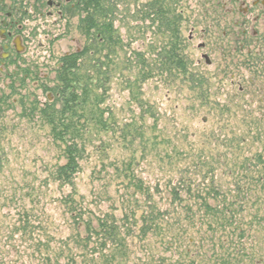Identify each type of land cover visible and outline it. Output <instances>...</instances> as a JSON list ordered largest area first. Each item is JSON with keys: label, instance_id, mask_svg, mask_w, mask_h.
I'll return each instance as SVG.
<instances>
[{"label": "rangeland", "instance_id": "374dc122", "mask_svg": "<svg viewBox=\"0 0 264 264\" xmlns=\"http://www.w3.org/2000/svg\"><path fill=\"white\" fill-rule=\"evenodd\" d=\"M223 1L160 0L167 20L180 18L177 49L184 71L169 67L164 59L175 36L166 27L165 17L158 14L157 0L110 3L114 36L120 42L109 55L107 91L95 94L106 95L102 106L115 128L103 137L108 141V157L89 150L71 188L44 183L61 153L51 141L49 127L38 121V113L23 111L19 103L28 102L21 99L24 96L42 104L51 101L42 86L53 87L59 60L81 52L89 43L88 36L79 30L77 11L67 12L63 20L55 14L29 22L33 33L26 51L0 75V264H46L36 248L40 230L49 229L55 241L70 235L63 198L71 192L78 203L105 210L125 195L127 185H135L130 181L133 173L143 184L152 185L182 177L202 179L200 167L186 172L204 161L200 157L216 164V177L230 189L238 175L264 173V98L239 95L235 75L241 59L218 51L210 54L212 62L207 66L202 55L209 51L198 48L217 38L204 41L199 35L204 20H210L208 9ZM195 25V39L188 43ZM98 56L103 59L107 53L101 51ZM28 72L31 78L26 77ZM244 81L248 86L246 72ZM11 86L18 95H11ZM79 124L85 123L75 126ZM244 163L243 170L240 165ZM256 207L250 203L248 210ZM26 214L28 220L23 218ZM241 244L231 239L223 247L217 244L215 257L205 247L203 264H264V223L255 224ZM141 250L135 243L137 263ZM182 256L188 264L190 257ZM178 259L175 254L174 261Z\"/></svg>", "mask_w": 264, "mask_h": 264}, {"label": "trees", "instance_id": "16d2710c", "mask_svg": "<svg viewBox=\"0 0 264 264\" xmlns=\"http://www.w3.org/2000/svg\"><path fill=\"white\" fill-rule=\"evenodd\" d=\"M112 1L74 0L70 11L80 15L79 30L88 36L90 44L81 52L67 54L59 60L53 87L42 86L51 94V101L42 104L36 98L32 101L24 96L21 99L28 102L19 103L23 111L38 113V121L49 127L51 141L61 153L56 166L48 172L44 182L47 185L52 182L64 188L73 187L88 151L99 150L106 155L105 150L109 149L103 137L111 135L115 123L102 105L110 82L109 55L120 42L111 24ZM154 6L164 18L166 13L160 0ZM179 21L175 16L173 20L165 17L166 27L174 33L175 41L169 45L164 59L169 67L184 71L177 49ZM101 51L107 53L103 58L107 62L98 56ZM26 77L31 78L30 72ZM9 89L11 95H18L13 86ZM103 89L104 93L95 94ZM81 121L85 124L75 126ZM200 159L204 161L186 172L200 167L204 173L199 174L203 175L202 179L182 177L179 181L152 185L143 184L133 173L130 181L135 185H127L125 195L105 210L78 203L76 194L71 192L63 198L70 235L55 241V237L48 235L49 229L41 228L37 252L46 264H186L183 254L190 257L188 264H203L206 259L201 252L207 246L213 257L217 246L223 247L228 239L242 246L255 224L259 227L264 223V173L246 174L242 178L238 175L230 189L216 177V164L206 161L207 158ZM245 165L240 167L244 170ZM250 203L257 207L248 210ZM23 218L28 220L29 215ZM135 243L142 248L139 263L134 260ZM237 250L240 252L242 248ZM175 254L180 260L174 261Z\"/></svg>", "mask_w": 264, "mask_h": 264}, {"label": "flooded vegetation", "instance_id": "af4514ba", "mask_svg": "<svg viewBox=\"0 0 264 264\" xmlns=\"http://www.w3.org/2000/svg\"><path fill=\"white\" fill-rule=\"evenodd\" d=\"M73 2L0 0V75L26 51L28 38L33 33L32 29L29 31V22L36 23L45 17L50 19L55 14L63 20L66 13L73 9ZM208 14L210 20H204L205 28L198 35L204 41L210 36L217 38L213 43L198 45L200 51H209L202 55V59L207 66L211 65L210 54L218 51L223 56L229 54L228 57L241 59L235 75L239 95L264 98V0H225L209 8ZM196 31L197 25L189 31L188 43L193 42ZM219 33L220 36L217 35ZM201 63L199 60L198 66ZM245 72L248 86L244 81Z\"/></svg>", "mask_w": 264, "mask_h": 264}]
</instances>
